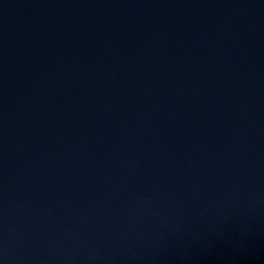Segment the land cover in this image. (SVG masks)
Segmentation results:
<instances>
[{
	"label": "water",
	"instance_id": "95a60500",
	"mask_svg": "<svg viewBox=\"0 0 264 264\" xmlns=\"http://www.w3.org/2000/svg\"><path fill=\"white\" fill-rule=\"evenodd\" d=\"M0 264H264V0H0Z\"/></svg>",
	"mask_w": 264,
	"mask_h": 264
}]
</instances>
